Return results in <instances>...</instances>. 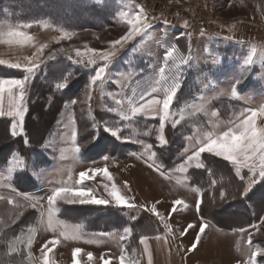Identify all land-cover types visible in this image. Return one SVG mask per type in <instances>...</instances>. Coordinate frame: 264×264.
Instances as JSON below:
<instances>
[{
    "label": "rangeland",
    "instance_id": "rangeland-1",
    "mask_svg": "<svg viewBox=\"0 0 264 264\" xmlns=\"http://www.w3.org/2000/svg\"><path fill=\"white\" fill-rule=\"evenodd\" d=\"M18 3L22 5H19L21 9L8 8V5ZM59 3H62L61 7ZM141 9L152 28L123 47H113L110 42L119 39L128 31V25L121 14L127 13L130 18ZM75 11L77 13L74 15H78L75 25L84 27L69 28L66 25L68 16H74ZM27 24L31 26L22 27ZM9 26H20L22 31L28 32L34 39L26 45L0 44V60L6 62L0 65V78H23L21 70L12 69L7 65L23 62L25 57H32L41 45H47L40 57L45 64L41 65L36 76L26 85L25 119L31 93L35 91V80L53 87L58 95L63 93L66 96L56 124L48 133L43 146L32 147L28 156L22 155L18 150L14 151L11 145L10 149L6 147L5 151L0 152V195L10 192L13 196L22 197L19 202L24 207L18 208L17 211L20 210L18 213L27 220L18 235L9 241V253L13 256L11 264H43L41 248L52 239H56L58 243L48 254L51 264H74L70 259V251L74 246L83 247V244L65 239L59 235V230L54 232L47 229L46 216H40L39 206L36 209L30 208L28 202L23 201V196L43 198L41 203L46 208V197L54 188L76 187L75 182L79 179V174L89 169H107L111 176L109 180L100 172L89 182L85 181V185L96 190L94 195L97 198L110 200L104 185L107 184L111 188V185L115 184L128 204L133 206L125 205L110 210L109 205L60 203L56 219L69 234L77 232L81 236L82 231L104 229L109 234L114 233L110 239H117L124 228H129L130 233L132 231L128 226L119 227L118 222L142 220L147 215L142 208L150 201L158 199L169 202L175 198L188 199L189 204L186 207L190 210L182 223L185 225L195 218L191 208L193 202L198 201L201 196V191L190 182V170L197 168V161H187V156L196 150V141L202 138L204 132L216 130V125L220 126V130H226L229 121L243 118L241 113L247 116L250 115L249 109L259 110L264 107V0H103V4L97 3L96 0H6L0 4V28L6 30ZM60 29L74 35L70 39L57 42L61 35ZM173 45L177 49L174 53L177 59L170 60L169 64L174 68L175 64L179 63V57L188 59L189 63L180 67L179 82L182 87L178 90L170 109L174 115L165 121V139L167 140L166 127H172L178 120L176 127L182 125V129L171 144L172 147H179L184 143L178 158L181 161L172 170L165 172L166 178L155 168L148 167V163H156L154 148L148 147L152 145L148 140L151 137L158 139L160 135L159 116L151 118L143 113L133 116L126 100L123 105H117L108 94L119 93L130 81V86L123 88L124 95H117V99L131 96L133 87L140 93L148 88L145 83L136 86L135 80L142 78H147L154 85L155 80L160 78L159 68L165 66L164 56ZM61 48L64 52L59 51ZM87 48L115 52L106 74H110L113 80H119V84L106 81L102 87H89L92 75L104 62L97 60L96 65L85 68L68 59V56L73 60L79 59L76 56V50L79 49L86 62L90 55ZM53 53L55 59L48 61L47 57ZM249 56L253 61L251 65L245 64ZM149 65L152 67L149 68ZM140 69L144 70L143 73L133 75ZM167 76L166 69L165 78ZM65 81V89L56 88V84ZM237 83V95L232 96L231 91ZM153 96L162 98L163 90L146 96L145 101ZM145 101L136 97L137 106ZM4 105L7 109L6 97ZM213 112L216 113L215 116ZM38 113L41 114V124L44 125V111L38 109ZM124 115L129 119H122ZM33 118L35 117L28 119L29 128L33 137L40 140L43 134L37 129L39 121L36 122ZM256 119L258 126H264V115L257 116ZM105 121L119 129L121 140L103 131ZM4 129L3 124H0V138ZM73 131L77 133L75 138L72 136ZM23 134L24 132L20 135ZM125 139L127 142H123ZM100 143L102 149L107 147L106 151L123 147V151L127 150L125 158H118L109 153L102 154L97 159L90 158L87 151H90L91 155L93 152L96 154L98 149L94 148V145ZM161 146L171 147L168 142ZM16 159H23L24 165H16ZM200 160L202 162L200 158L199 163ZM33 162L39 167H33ZM233 167L235 169V166ZM249 174L246 169L241 170L245 185ZM27 178H32L35 183L29 190L23 189ZM16 181H19L17 185ZM12 188H15L19 195L12 193ZM242 199L241 202L230 204L227 209L218 212L221 225L229 226L231 223L228 220L231 218L228 209L248 210V213L256 212L259 215L260 209L264 207V182L252 188ZM110 205L117 206L114 203ZM33 211L38 213V217L31 215ZM237 221L240 220H234ZM210 222L209 227L214 231L204 237L200 255L206 256L209 247H218L211 255L224 260L235 256L236 261H244L249 259L252 252L260 249V254L255 257L256 264H264V223L261 226L255 223L253 225L257 227L251 225L250 228H245L244 232H224L219 230L220 227L214 222ZM250 234L251 243L247 245ZM29 239L32 240L31 245L28 244ZM92 250L96 248L84 246V252L89 253ZM137 251L135 246L134 253ZM84 252L79 253L80 264H83V261L85 264H99V258L89 261L87 253ZM24 253L28 258L25 263ZM157 264L178 263L162 260Z\"/></svg>",
    "mask_w": 264,
    "mask_h": 264
},
{
    "label": "snow or ice",
    "instance_id": "snow-or-ice-1",
    "mask_svg": "<svg viewBox=\"0 0 264 264\" xmlns=\"http://www.w3.org/2000/svg\"><path fill=\"white\" fill-rule=\"evenodd\" d=\"M97 3L103 4V0H96ZM122 17L125 18V23L128 25V31L126 34L122 35L119 39L111 41V45L115 47L116 45H120L123 47L128 42H131L137 36H142L147 30L152 28V24L148 20L147 16L143 14V10L141 9L136 15L128 17L127 13H122ZM30 24L23 25L22 27H30ZM61 35L57 38V42L62 39H70L74 33H70L67 31H63L60 29ZM33 36L30 35L26 31H22L21 27H7L6 30L0 28V44L7 45H26L33 41ZM47 47V45H41L37 52L32 57H25L23 62L10 63L7 66L12 69L21 70L23 73V78H0V118L8 117L11 118V135L16 137L24 132V120L26 114L25 107V98L27 95L26 85L33 80L36 76L37 72L40 70L41 65L45 64L43 59L40 57L43 55V49ZM176 46L173 45L169 50H167L164 56L165 66L159 68V79L155 80L154 85L148 81L147 78L137 79L135 80V84L137 87L141 83H145L148 85V88L143 89L140 93L137 92V88H132V95L125 96L123 99H117V95H124L123 88H127L130 86L126 84L121 88V91L117 94L109 93L108 95L112 100L115 101L117 105H123L125 100L129 105L132 115H136L137 113H143L146 117L154 118L155 116H159V132L158 140L161 145L167 143V140L164 136V128L165 121L169 120L170 117L174 115L171 112V106L174 103V98L177 95L178 90L182 87L180 81V67L181 65H187L189 63L188 59L184 57H179V63L175 64L173 68L170 64V60L177 59L174 57V53L176 52ZM60 52H64V49L61 48ZM87 53L90 54L87 57V61L85 62L84 54L81 53L79 49L76 50V56L79 59L73 60L71 56H68V59L77 65H83L85 68H88L90 65H96L97 60L103 61V66L98 67V70L95 71V74L92 75L90 86L102 87L104 83L112 82L119 84V80H113L110 74H106V69L108 68V64L110 60L115 56V52L108 51H98L93 48H87ZM55 59V53L49 55L47 57L48 61ZM6 62L0 60V65H4ZM253 63L252 57L249 56L245 61V64L251 65ZM152 66L149 65V68ZM166 69L168 71V76L165 78ZM143 69H140L139 72L134 73L133 75H140L143 73ZM126 80H130L129 77H125ZM67 86V81L64 83L56 84L57 89H65ZM238 83L236 87H233L231 91L232 96L237 95ZM163 90V97L158 98L153 96L151 99H147L145 101L146 96H152L154 93H158ZM139 97L140 101H145L143 103H139L137 106L136 97ZM5 97L7 98V109L5 108L4 101ZM76 101H72L75 103ZM250 115L244 116L243 113L240 115L243 117L242 119L237 118V120L229 121L226 125V130H220V126L216 125V130L206 131L203 133L202 138L196 141V150L192 152L191 155L187 156V161H197L196 167L202 168L204 165L200 164L198 161L203 156V154H210L216 158H222L224 161L229 162L231 165L235 166V173L237 176L243 180V176L241 175V170L246 169L249 173H251L246 186L243 189V195H247L249 191H251L252 187L258 182H264V126H258L257 124V116L264 115V107H261L259 110H251L249 109ZM215 116L216 113L213 112ZM124 120H128L129 117L124 115L121 117ZM179 124V121H175L172 124V127L175 128ZM99 127V125H98ZM103 131L107 134H110L112 137H115L117 140H121V136L119 135V129L114 128L104 122ZM77 133L75 131L72 132L73 138H75ZM98 139V137H97ZM123 142H127V140H123ZM27 144L28 141L25 140ZM149 148L152 145H148ZM187 152V149H185ZM155 155V153H153ZM15 164L19 166L24 165L23 159H16ZM33 167H39L33 162ZM148 167L155 168L156 171L160 173L162 176H166L164 168L161 165L156 164L155 162L148 163ZM11 172L12 169H9ZM103 172L104 177L111 179L110 174L107 169H89L87 171L81 172L79 174V179L75 182L76 187L73 186H63L56 187L51 191V194L46 197L47 207L41 203L43 198H35L30 196H23V200L28 202V206L32 209H36L38 206L40 208V216L45 217V226L47 229L52 231L59 230V235L64 237L65 239L78 240L80 238L77 232H73L69 234L66 229L60 225L56 219V213L60 203L66 205L73 204H92V205H110L114 203L117 206H127L132 207L133 205L128 204L126 198L121 195L120 191L116 187L115 184L111 185V188L107 184L104 185L105 190L108 192V195L111 199L97 198L94 193L95 189L88 187L85 185L86 180H92L97 174ZM89 173H92L91 175ZM11 192L19 195L15 188L11 189ZM221 196H224V193L221 192ZM0 200H7L8 204L13 203V197L0 195ZM201 200L197 201V209L199 210ZM183 201L176 200L173 202V212L177 211L176 205H181ZM17 208H23L24 205H21L19 201L16 202ZM152 213H156V208L153 206L151 208ZM134 219V218H133ZM264 222V220H262ZM189 228H193L194 225L189 224ZM251 227H257L256 225H252ZM206 225L201 223L199 227V232L196 236V241L192 244V248H196L197 243L201 240V234L205 233ZM246 229H240L241 232H244ZM123 231L128 233L130 231L129 228H124ZM187 231V229L185 230ZM183 235V233L181 234ZM123 239V237H121ZM252 236L249 235V242L251 243ZM148 240V237L145 236L141 239L140 243L145 244ZM88 243H93V241H87ZM32 240L29 239L28 244L31 245ZM58 241L56 239H52L47 241L41 248L43 253V264H51V261L48 259V254L52 252L53 248L56 246ZM51 245V247H49ZM191 250V249H189ZM80 248H76L72 252V257L74 264H80L79 260H77V254L81 253ZM147 246H145V252H147ZM260 254V249L252 252L249 256V259L245 262V264H256L255 257ZM29 255H31L29 253ZM88 260L91 261L93 259V254L91 252L87 253ZM104 264H109V260H105L102 256ZM125 255L122 253L119 257L120 264H125ZM131 264H139L137 260H133ZM149 264H151V257L149 255Z\"/></svg>",
    "mask_w": 264,
    "mask_h": 264
},
{
    "label": "trees",
    "instance_id": "trees-1",
    "mask_svg": "<svg viewBox=\"0 0 264 264\" xmlns=\"http://www.w3.org/2000/svg\"><path fill=\"white\" fill-rule=\"evenodd\" d=\"M45 2H49L50 0H42ZM6 2V0H0V4ZM62 3H59V7H61ZM21 4L17 5H8L10 9H21ZM56 6V3H55ZM24 7V5H23ZM26 8V7H24ZM30 9H32L30 7ZM75 11L73 13L76 14ZM34 15V14H32ZM50 16V15H45ZM76 19H78V15L71 16L69 15L66 21V25L69 28L78 27L80 25H75ZM84 27L80 26L79 28ZM35 80L33 82V86L35 85L34 92L31 93V97L29 99V110L28 114L25 119L24 123V134L17 135L13 137L11 135V120L8 118H0V124H3L5 127L4 133L1 135L0 138V152L1 150L5 151V148L8 147L10 149V145L13 146L14 151L18 150L22 155L28 156L29 151L32 147H41L45 143L47 135L51 130L54 128L57 118L61 113L63 108V104L65 102V94L58 95L53 87L48 86L47 84ZM38 109L44 111V125H42V118L41 114L38 113ZM35 117L36 122H38L37 129L39 130L40 134H43L41 139L36 140L33 135L32 131L29 128L28 119ZM41 121V122H40ZM143 122V120H140ZM146 122V121H144ZM155 122V121H151ZM42 123V124H41ZM156 124V123H154ZM182 125L176 128L171 126L166 127V138L168 144L171 146L170 148H164V146L159 145V141L155 137H151L148 141L152 144L155 152V161L156 164L161 165L164 168L165 172H169L172 170L179 162L181 161L179 158V154L182 152L184 143L181 144L179 147H172V142L176 139L181 132ZM38 133V137H40ZM108 139V138H107ZM25 140L28 143H25ZM98 142V141H94ZM108 143L111 144L110 139H108ZM102 145L96 144L94 148L98 149L97 153L94 152L87 153L90 155V158L97 159L99 156L101 157L102 154L109 153V155L118 157V158H125L126 151L122 149L114 148L113 150L106 151V148H101ZM125 147V146H124ZM99 153V154H98ZM105 154V155H107ZM104 155V156H105ZM202 168H192L190 170V182L196 188L201 191V204H200V215L204 219H208L214 222L218 227L223 229H244L250 227L255 223H259L264 216V207L260 209V214L258 215L256 212L251 214L248 213V210H227L230 214L231 221L229 226L221 225L218 219V212L224 211L228 208L230 204H235L237 202H241L243 199V189L246 186L244 179L241 180L239 176L236 175L235 169L233 165L229 162L224 160H220L215 158L214 156L203 154L201 157ZM27 182H24L23 189H28L30 186H35L34 180L32 178H27ZM19 181H16L15 184L17 185ZM29 190V189H28ZM221 192L224 193V196H221ZM3 196L11 195L10 192L6 194L3 193ZM13 203L8 204L7 200H0V264H11L10 260L13 256L9 253V241L16 237L19 231L22 229V225H24V221L26 218L18 211L16 208V202L22 200V197L13 196ZM242 197V198H241ZM24 201V200H23ZM25 202V201H24ZM254 206L256 207V202H254ZM108 208L114 209L113 206H108ZM259 210V209H258ZM38 213L36 211L32 212V216L38 217ZM240 220L234 222V220ZM27 221V220H26ZM121 222V223H120ZM118 222L119 227H131L132 235L131 237L125 241L126 249L129 253L133 255L134 247L136 246L141 236L150 235L152 233H156L158 231V227L152 217L150 215H146L143 217L142 220H134V221H120ZM124 224H123V223ZM30 223V222H29ZM28 224V223H27ZM24 262L27 261V254L24 253Z\"/></svg>",
    "mask_w": 264,
    "mask_h": 264
},
{
    "label": "crops",
    "instance_id": "crops-1",
    "mask_svg": "<svg viewBox=\"0 0 264 264\" xmlns=\"http://www.w3.org/2000/svg\"><path fill=\"white\" fill-rule=\"evenodd\" d=\"M200 164H202L201 160H200ZM250 175L251 173L248 175L246 179V183L248 182ZM259 183L260 182L255 184L252 188H255L257 185H259ZM176 200H181L183 201V203L181 205H176L175 207L177 208V211L173 212L172 211L174 207L173 202ZM199 200H202L201 196ZM188 204H189L188 199H184V198H175L170 202L165 201V199H158L157 201H150L145 208H142L143 211H145L147 214H149L152 217V219L154 220V222L158 227V231L150 235L141 236L137 244L138 251L137 253H133V255L127 251L125 244V241L131 237L132 231L131 233L130 232L125 233L124 231H122L119 233L117 239L112 240L110 238H112V235H114V233L109 234L104 229L103 230L90 229L87 231L80 232L81 236L79 235L80 238L78 240L70 239L72 243L73 241H76V242H81L83 244V247L81 248L79 246L76 247L74 246V248L71 249L70 259L74 263L72 257V252L74 249L80 248L82 252H84V246L85 247L92 246L96 248V250H92L91 253L93 254V258H99V264H104L103 260L101 259L102 256L104 257L105 260H109V264H120L119 257L122 253L126 257L125 264H131V262L134 259L137 260L139 264H149V255L151 257V264L160 263V261L162 260L170 263L171 261H173L178 264H245L247 260L236 261L235 256H231L224 260L223 258L220 259L218 256L211 255V253L217 251L218 247L216 248L209 247L206 250V256L200 255L204 237H206V235H210V233H212L214 229H211V227H209V224H211L210 221L205 220L204 218L201 217L200 208L199 210L197 209V201L193 202L191 208L193 209L195 218L186 222L185 225H182L184 218H186V215L190 210V208L188 209L186 207ZM153 206H155L156 208V213L151 212V208ZM113 207H122V206H113ZM262 220H264V216L259 222V226L263 225L264 222H262ZM201 223L206 225L205 233L201 234V240L199 243H197L196 248H192V244L196 241V236L199 232V227ZM189 224L194 225V227L189 228L188 227ZM186 229L187 231H185ZM219 230H222L224 232L240 231V229L226 230L223 228H219ZM182 233L183 235H181ZM145 236L148 237L146 245L140 243L141 239ZM121 237H123V239H121ZM90 240L93 241V243L87 242ZM249 243H250L249 240H247V245H249ZM145 246H147L148 249L147 252H145ZM84 253L86 254L87 252ZM79 257L80 255L77 254V260H79ZM229 260L231 261V263H229ZM83 264H85L84 261Z\"/></svg>",
    "mask_w": 264,
    "mask_h": 264
}]
</instances>
